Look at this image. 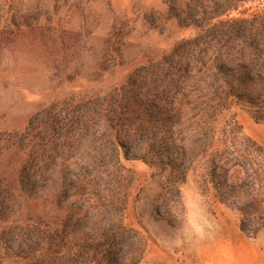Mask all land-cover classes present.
Wrapping results in <instances>:
<instances>
[{"label":"trees","instance_id":"trees-1","mask_svg":"<svg viewBox=\"0 0 264 264\" xmlns=\"http://www.w3.org/2000/svg\"><path fill=\"white\" fill-rule=\"evenodd\" d=\"M245 1L169 0L166 21L199 33L170 58L83 105L53 103L22 132L0 136V264H141L144 236L132 246L113 223L115 231L76 236L78 212L67 218L72 188L76 206L84 197L96 209L121 205L123 161L168 168L182 181L195 173L204 194L237 212L244 235L264 234V147L235 111L264 110V10L233 15ZM211 2L226 8L204 9ZM40 191L50 195L42 213Z\"/></svg>","mask_w":264,"mask_h":264},{"label":"rangeland","instance_id":"rangeland-1","mask_svg":"<svg viewBox=\"0 0 264 264\" xmlns=\"http://www.w3.org/2000/svg\"><path fill=\"white\" fill-rule=\"evenodd\" d=\"M168 5L169 0H0V136L22 132L53 103L83 105L121 87L149 61L170 58L181 42L199 33L166 21ZM237 6L233 15H250L264 10V0ZM207 8L226 6L211 2ZM103 58L113 61L103 64ZM235 108L243 133L264 147V110ZM76 152L79 158L87 154ZM123 165L127 179L118 190L120 206L96 209L85 197L76 206L75 189L67 191V218L74 209L82 226L76 236L92 233L93 227L122 228L118 231L124 230L132 246L144 236L141 264H264V234L244 235L237 212L213 191L204 194L195 173L182 181L157 165ZM39 196L42 213L50 195L40 191Z\"/></svg>","mask_w":264,"mask_h":264}]
</instances>
